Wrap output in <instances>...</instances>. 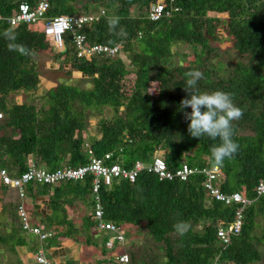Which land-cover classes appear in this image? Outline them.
Listing matches in <instances>:
<instances>
[{"label": "trees", "instance_id": "1", "mask_svg": "<svg viewBox=\"0 0 264 264\" xmlns=\"http://www.w3.org/2000/svg\"><path fill=\"white\" fill-rule=\"evenodd\" d=\"M39 1L0 0L1 168L16 177L31 164L55 171L65 165L79 167L92 155L101 158L112 152L113 162L131 169L136 161L151 162L159 151L171 172L183 163L200 169L215 166L211 148L219 139L192 137L190 121L184 116L191 109L180 107L188 97L185 74L199 70L203 73L199 92H229L243 110L242 118L233 122V138L240 150L219 166V186L226 194L241 193L251 204L243 208L240 233L224 244L218 229L232 223L242 206L211 199L204 174L182 181L143 171L134 182L116 179L102 189L101 199L104 219L124 232L125 241H115L109 249L110 234L97 229L89 178L55 185L32 182L25 186L24 198L17 188L0 181V245L20 255L9 264H25L21 250L47 251L64 240L81 244L91 264L262 261L264 194L258 195L256 189L264 179V0H48L47 18L105 10L106 15L86 25L83 33L89 44L120 46L121 51L116 57L91 60L79 58L68 37L62 48L54 46L45 36V21L18 27L8 24L7 18L17 13L21 3L35 7ZM160 2L171 14L153 21L149 10ZM111 15L121 18L126 38L117 40L109 31ZM8 30L15 33V43L35 55L10 50L3 35ZM225 42L229 46L222 48ZM176 44L192 47V63L171 60ZM39 53L62 60V66L70 67L68 76L79 72L90 79L91 87L60 82L38 95ZM130 74H134L132 81ZM153 85L156 90L151 93ZM21 95L29 100L19 103L16 98ZM109 110L111 116L106 115ZM93 117L98 118V136L90 134ZM28 197L47 198L42 214L27 210L31 225L52 232L47 240L24 232L19 210ZM74 212H81L79 221ZM177 221L190 223L186 234H177L173 227ZM117 245L120 252L108 257L106 251H114ZM119 254H127L129 261L119 262Z\"/></svg>", "mask_w": 264, "mask_h": 264}, {"label": "built area", "instance_id": "2", "mask_svg": "<svg viewBox=\"0 0 264 264\" xmlns=\"http://www.w3.org/2000/svg\"><path fill=\"white\" fill-rule=\"evenodd\" d=\"M49 9L48 0H40L35 7L28 3H21L15 15L8 17L7 22L12 27H18L21 24H36L45 21L44 33L46 38L56 47L62 48L65 38L68 37L73 45H75L77 56L86 60L94 57H116L121 51L120 46H108L104 44H89L87 37L83 33L86 25L94 21H98L105 14V10L100 8L89 14H77L74 16H56L47 18L46 13ZM165 5L160 3L153 4L149 10V17L153 21L160 20L164 15H170L171 10L165 12ZM177 10V9H176ZM3 15L0 12V20ZM0 112V121L3 118ZM114 154L106 153L103 157L98 158L93 155L87 164L72 167L64 166L55 171H48L44 168L37 167L35 164L29 165L28 169L21 175L12 177L8 170L0 167V181L8 187L17 188L20 197L24 198L25 186L29 183H39L55 185L63 181H83L87 178L91 180L92 207L94 217L98 220L97 229L100 232L109 233L106 241L107 248L111 249L114 242L123 243L125 241L124 232L114 223L104 219V207L101 199V191L103 188L110 187L116 179H127L134 182L140 172L148 171L158 175L160 179L172 180L178 178L182 181L187 180L193 174H204V187L211 199L223 202L226 205L237 203L242 208L236 213V219L227 226H220L218 236L224 244H228L232 235L240 233L243 220V208L251 204V200L245 198L241 193L232 194L224 193L220 186L221 169L219 166H211L206 168L192 167L187 163H183L175 172L168 170L166 161L161 154H156L149 163L136 161L133 168H123L120 164L113 162ZM258 195L264 194V179L257 185ZM20 216L23 218V229L28 235L37 236L40 241L47 240L52 236L51 231H44L40 226L30 224L27 206L22 205L19 210ZM117 260L121 263H127L129 257L127 254L117 255ZM35 261L38 264H57L52 258L48 257L44 248L36 251Z\"/></svg>", "mask_w": 264, "mask_h": 264}, {"label": "clouds", "instance_id": "3", "mask_svg": "<svg viewBox=\"0 0 264 264\" xmlns=\"http://www.w3.org/2000/svg\"><path fill=\"white\" fill-rule=\"evenodd\" d=\"M120 17L111 15L107 17L109 31L117 40L127 37L126 29L120 26ZM9 41V49L17 51L24 56H34L35 52L22 44L15 43L16 36L11 30L3 33ZM115 42V41H113ZM186 87L184 90L188 97L180 102L181 109L190 108L184 112L185 119L190 121L188 132L194 138L207 136L212 140L219 139L220 143L211 148V158L215 165L222 166L226 159L230 160L240 150L239 143L234 140V121L243 116V110L238 107L229 92L215 90L212 92H199L198 81L203 79L199 70H191L185 74ZM174 229L179 235L186 234L191 225L187 221H177Z\"/></svg>", "mask_w": 264, "mask_h": 264}, {"label": "rangeland", "instance_id": "4", "mask_svg": "<svg viewBox=\"0 0 264 264\" xmlns=\"http://www.w3.org/2000/svg\"><path fill=\"white\" fill-rule=\"evenodd\" d=\"M229 43H223L221 45L222 48L228 47ZM172 52H173V56L171 58V60L173 62H175L176 64L179 63H185V64H189L192 63L194 61V54H193V50L192 47L188 46V45H184V44H176L172 46ZM38 68L41 74V82L39 84V90H38V95H42L45 93V91H47L50 87L55 86L56 84L60 83V82H64V83H70V84H76V85H80L84 88H89L91 87L90 84V79H84L82 77V75L79 72H73L72 76H68L67 72L69 71V65L67 66H62V60H57L55 61V58H51L50 55H46L44 53H39L38 54ZM66 65V64H65ZM134 79V74H130L128 76V80L132 81ZM155 85H153V87L151 88L150 92L154 93L155 92ZM29 98L25 97V96H18L16 98V101H18L19 103H22L24 101H28ZM111 110L108 111V113L106 114L107 116H111ZM92 121V125L90 126V134L93 136H98V129H97V125L96 122L98 121L97 117H93L91 119ZM157 154H162V151L157 152ZM30 204V203H29ZM32 204V203H31ZM79 206H82V203L79 202ZM73 214V213H71ZM81 215V212H74V216H77V220L79 221V217ZM137 239V238H136ZM135 239V240H136ZM103 246H105V244L103 243ZM105 248V247H104ZM74 251V257L76 259H81L82 257V250H77L75 248H73ZM120 245H117L114 251H110L107 250V256H114L116 255L118 252H120ZM36 253V252H35ZM262 254H263V260L254 264H264V247L262 248ZM12 260V258L9 259H4L3 257L0 256V264H8V262ZM77 263V262H76ZM77 264H80L79 262Z\"/></svg>", "mask_w": 264, "mask_h": 264}, {"label": "crops", "instance_id": "5", "mask_svg": "<svg viewBox=\"0 0 264 264\" xmlns=\"http://www.w3.org/2000/svg\"><path fill=\"white\" fill-rule=\"evenodd\" d=\"M46 204H47V198L46 197H45V199L28 197L26 206H27L28 211L34 210L33 211L34 213L36 211L37 214H42L44 209H46ZM35 219L38 222L40 220V216L38 215ZM1 231H3V230H1ZM4 247L5 246L0 245V256L3 257V260L4 259L7 260L9 258H12V260H10L8 262V264L17 262L20 255L11 253V252H9L7 246L5 248ZM73 248H75L77 250H79V249L82 250L81 259L73 258L74 257L73 256L74 255V253H73L74 249ZM46 252H48V254H49L48 256L52 257L59 264H66L69 261L73 262V264H77L78 262L80 264H89V263L91 264L92 263L91 256L89 254L88 255L85 254V251H84V248L82 247V245L79 243H76L72 240H64L62 242L54 243L53 246L47 247ZM21 253H23V255H22L23 263H25V264L35 263V252L34 251L27 249L25 252L21 250ZM95 258L98 259L100 257L97 256Z\"/></svg>", "mask_w": 264, "mask_h": 264}, {"label": "bare ground", "instance_id": "6", "mask_svg": "<svg viewBox=\"0 0 264 264\" xmlns=\"http://www.w3.org/2000/svg\"><path fill=\"white\" fill-rule=\"evenodd\" d=\"M226 86V85H225ZM53 235V234H52ZM154 242V241H153Z\"/></svg>", "mask_w": 264, "mask_h": 264}]
</instances>
